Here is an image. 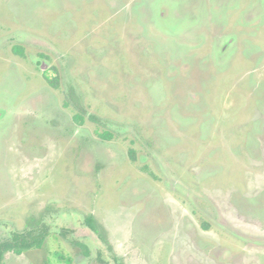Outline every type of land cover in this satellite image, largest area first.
Wrapping results in <instances>:
<instances>
[{"label":"rangeland","instance_id":"obj_1","mask_svg":"<svg viewBox=\"0 0 264 264\" xmlns=\"http://www.w3.org/2000/svg\"><path fill=\"white\" fill-rule=\"evenodd\" d=\"M257 2L0 0L3 264H264Z\"/></svg>","mask_w":264,"mask_h":264},{"label":"trees","instance_id":"obj_2","mask_svg":"<svg viewBox=\"0 0 264 264\" xmlns=\"http://www.w3.org/2000/svg\"><path fill=\"white\" fill-rule=\"evenodd\" d=\"M22 48H15L17 54H22ZM52 85H54L52 80H49ZM74 119L79 123L83 124V117L76 115ZM102 137L108 138L107 134L101 135ZM94 218L89 217L86 220V225L93 232L99 234L98 227L94 224ZM64 237H69V231L64 230L62 232ZM50 237V227L43 223L42 221H34L32 219L29 222V229L23 232H14L13 236L9 240H2L0 242V264H3L5 257L8 253L21 256L26 252L32 250H40L44 247L46 240ZM75 245L83 249V254L85 256L89 255V250L85 245H82L76 238L72 239Z\"/></svg>","mask_w":264,"mask_h":264},{"label":"flooded vegetation","instance_id":"obj_3","mask_svg":"<svg viewBox=\"0 0 264 264\" xmlns=\"http://www.w3.org/2000/svg\"><path fill=\"white\" fill-rule=\"evenodd\" d=\"M263 0H258V2L257 3H261ZM234 44V42H233V40H231L230 42L228 41V43L225 45V47L223 48V50H224V52H226L227 51V48H228V46H232Z\"/></svg>","mask_w":264,"mask_h":264}]
</instances>
